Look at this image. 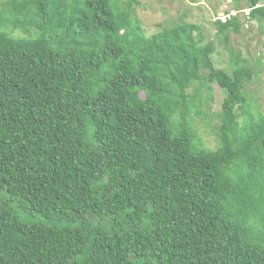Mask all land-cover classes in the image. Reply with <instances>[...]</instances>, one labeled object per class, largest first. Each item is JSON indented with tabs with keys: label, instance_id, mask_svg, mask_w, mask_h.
<instances>
[{
	"label": "trees",
	"instance_id": "16d2710c",
	"mask_svg": "<svg viewBox=\"0 0 264 264\" xmlns=\"http://www.w3.org/2000/svg\"><path fill=\"white\" fill-rule=\"evenodd\" d=\"M245 2L263 27L264 4ZM138 8L1 7L0 264H264V115L244 93L254 71L231 48V70L214 68L183 15L146 34ZM225 17L228 44L241 23ZM212 84L224 97L208 150L191 116L211 120Z\"/></svg>",
	"mask_w": 264,
	"mask_h": 264
},
{
	"label": "rangeland",
	"instance_id": "374dc122",
	"mask_svg": "<svg viewBox=\"0 0 264 264\" xmlns=\"http://www.w3.org/2000/svg\"><path fill=\"white\" fill-rule=\"evenodd\" d=\"M140 8L138 16L142 20L143 29L146 34H151L158 29L162 22H173L183 15L186 23L195 24L198 29L195 36L200 44H211L214 47L212 55L213 66L216 69L230 71V59L232 54L228 48L234 50L241 60H245L254 74L250 82L245 83L244 93L256 111L264 115V25L246 19L247 9L245 0H138ZM264 4V0H259ZM6 0H0V9ZM237 12L241 23L238 33L228 34V44L223 43V36L218 32L216 20L226 19V12ZM234 15V12L231 13ZM167 27V26H166ZM16 35L22 36V31H16ZM210 91L203 89V95L209 93L210 101H204L201 111L208 118L191 116L192 126L195 129L199 141L208 150L218 147L216 135L217 120L213 115L220 111V104L224 93L216 84H212Z\"/></svg>",
	"mask_w": 264,
	"mask_h": 264
},
{
	"label": "clouds",
	"instance_id": "9594fccd",
	"mask_svg": "<svg viewBox=\"0 0 264 264\" xmlns=\"http://www.w3.org/2000/svg\"><path fill=\"white\" fill-rule=\"evenodd\" d=\"M248 14V13H247ZM222 21H224V20H222Z\"/></svg>",
	"mask_w": 264,
	"mask_h": 264
}]
</instances>
